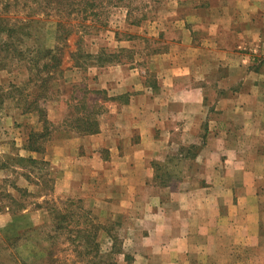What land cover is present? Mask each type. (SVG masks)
I'll return each mask as SVG.
<instances>
[{
  "label": "crops",
  "instance_id": "0c3cea01",
  "mask_svg": "<svg viewBox=\"0 0 264 264\" xmlns=\"http://www.w3.org/2000/svg\"><path fill=\"white\" fill-rule=\"evenodd\" d=\"M148 23L158 30L153 40L172 47L152 49L141 66L94 68L92 88L114 98L107 104L108 124L93 133L53 137L54 191L83 192L103 219L127 215L133 225L128 230L140 234L131 243L130 264H218L213 255L224 247L251 250L259 244L255 178L244 171L242 155L264 154V61L258 60L264 58V0H162ZM52 112L48 108L47 120L59 121ZM222 116L240 122L231 129V142ZM203 120L206 143L196 158L212 152L222 154V162L203 158L201 186L185 175L177 189L162 191L166 195L150 191L152 160L187 152L184 146L196 142ZM230 164L239 170L234 180ZM146 189L144 202L136 201ZM116 264H126L122 255Z\"/></svg>",
  "mask_w": 264,
  "mask_h": 264
},
{
  "label": "rangeland",
  "instance_id": "374dc122",
  "mask_svg": "<svg viewBox=\"0 0 264 264\" xmlns=\"http://www.w3.org/2000/svg\"><path fill=\"white\" fill-rule=\"evenodd\" d=\"M50 1L52 4L44 0H0V62L4 65L0 66V200L5 204L12 197L25 205L24 209L14 215L5 208L0 210V236H13L23 227H38L33 233L27 234L30 235V242L21 240L11 248H2L0 264L10 259L11 255L17 261L24 260L27 264L42 263L41 258L42 264H116V260L122 255L126 264H130L133 259L131 243L140 235L136 230H128L133 226L131 220H127V215L124 214L118 220L103 219L100 214L98 217L91 201L83 192L73 191L75 188L72 189V196L54 191L58 172L53 165V162L57 163V159L51 142L62 131L75 132V127L81 128V117H89L92 124L95 122L91 127L96 126L97 130L108 124L107 104L114 98L108 97L104 90L92 88L94 68L115 62L141 66V63L145 64L152 49L164 51L165 48L172 47L169 43L164 45V42L153 40V34L158 30L148 23L156 17L158 4L162 0H93L92 5L78 11V15L76 8L71 11L73 9L68 6H60L59 10H66L68 7L67 10L71 11L68 16L63 15L66 14L65 11H60V17L55 16L56 6L53 0ZM42 12H45L44 15ZM31 20L37 21L41 31L36 32L32 26H28ZM57 21L62 25V31L56 26ZM7 28L13 31L10 40L17 46L15 51L9 50L13 57L5 48ZM115 40L121 42L115 43ZM36 46L57 52L58 65L48 74L53 79L48 83L46 92L39 90L43 83L37 80L35 74L27 76L24 61L15 53L21 49L27 53ZM6 54L7 57H4ZM247 54L250 61L256 58L248 51ZM258 60L262 62L264 58L259 57ZM224 72L222 70V75ZM19 92H29L26 104L30 100H37L36 93L45 94L43 100L39 98V104L46 119L48 108L61 118L55 125L50 123L46 126L45 139L36 143L41 148L40 152L28 148L29 135L42 132L40 114L23 110L24 107L20 105L22 102H17L19 95L16 93ZM211 108L214 112L213 106ZM213 112L209 115L210 120L214 118ZM226 118L227 116H222L221 120L223 126L227 124L229 128L228 140L231 142V129L240 122ZM201 124L196 142L184 146L187 152L166 153L158 160H152L154 174L150 191L175 190L185 175L201 186L204 180L201 177L205 169L204 162L209 161V158L218 164L222 162V154L220 160L218 153L212 152L208 157L199 154V158H196L199 148L206 143L208 120H203ZM211 144L213 146V142ZM242 148L247 147L243 144ZM242 156L248 165L244 171H248L249 178H255L254 188L259 207V244L258 248L251 250L224 247L223 251H216L213 255L218 264H264V154L254 155L244 151ZM28 157L44 160L46 164L38 161L29 164L20 159ZM100 157L106 161L108 154L100 150ZM227 168L232 180L238 177L239 170L235 164H230ZM217 173L222 175V167ZM236 187L238 189L245 186ZM150 191L146 189L145 196L139 195L136 201L144 202L143 199ZM55 225L60 226L57 227V232H53ZM47 233H55L50 243L42 240ZM34 242L37 243L36 246ZM40 244L49 246L50 257L45 258ZM38 259L40 261L37 263ZM194 264L204 263L195 261Z\"/></svg>",
  "mask_w": 264,
  "mask_h": 264
},
{
  "label": "trees",
  "instance_id": "16d2710c",
  "mask_svg": "<svg viewBox=\"0 0 264 264\" xmlns=\"http://www.w3.org/2000/svg\"><path fill=\"white\" fill-rule=\"evenodd\" d=\"M46 1V3L48 4H52L50 0H44ZM48 1V2H47ZM92 1L93 0H53V4L56 6V8H54L57 12L55 13V16L60 17L59 14L61 13L60 11H65L66 14H63L65 16H68L71 11H75L74 9L76 8V15H78V11H82V9H84L86 6H91L92 5ZM60 6H68L69 8L73 9V10H59ZM45 12H42V14L44 15ZM31 20L29 23L30 25L28 26H32L34 31L39 32L41 31L39 26L37 25V21H33ZM56 26L58 27V29L60 31H62V25L59 23V21H57ZM12 28V27H11ZM11 28H7L6 30V44H5V48L8 50L7 53H10L11 56L13 57V53L9 52V50L15 51L17 46L15 45L14 42H12V40H10L12 38V30ZM10 46V48H9ZM17 55H19L21 61H24L25 65H26V72H27V76L29 77L31 74H35V77L37 78L38 81H40L41 83H43V86L39 87V90H42L44 92H46L48 83L51 81V79H53L52 76L48 75L51 72V69L53 67H56L58 65V57H57V52L53 51L51 52L48 51V48H39L38 46H36L35 49L33 50H29L27 53H25L24 49H21L17 52H15ZM9 55V54H8ZM4 57H7V54L4 55ZM15 58V55H14ZM0 66L3 67L4 65L1 64L0 62ZM32 68V69H31ZM32 71V72H31ZM29 73V75H28ZM40 83V84H41ZM25 89V88H23ZM1 90V88H0ZM19 95L17 102H22L20 105L22 107H24V111L28 112V111H36L38 114H40V120L42 123V132H35V133H31L29 135L28 138V148L31 151H35V152H40L41 148L37 147L36 143H39V141L45 139L46 136V126L49 125L50 123L55 125L56 122H51L49 120L46 119L45 114L43 109L40 107L39 104V98H41V100H43L45 97V94H37V100H30L31 102L27 103V97L30 96L29 92H26L24 94H22V92L16 93ZM4 95V94H1ZM7 95V94H6ZM3 97V96H1ZM8 97V95H7ZM18 107V106H17ZM23 111V112H24ZM81 121L82 127H75L74 130H76L75 132H78L80 134H88V133H93L96 132V126L95 128L91 127L93 126V124L95 125V122L89 121V117H81L79 119ZM89 126V128H87ZM35 145V147H34ZM21 161L25 160L27 161V163L32 164V163H37V161L41 164H46V162L44 160H35L31 157L28 158H20ZM10 202V203H9ZM9 202H4L5 204L1 203L0 206V210L2 209H7L10 210V214L14 215L19 213V210L24 209L25 205L21 204L20 202L16 201L15 199H13L12 197H9ZM57 214V213H56ZM57 227L60 228L59 225H55L53 227V232H57ZM38 227H23L20 228L13 236L10 237H3L0 236V250L3 248L6 250V248H11L16 242L23 240L24 242H30L28 240L30 239V235H27L28 233H33L35 229H37ZM78 232V231H75ZM52 234V235H51ZM54 235V236H53ZM55 237V233H47L45 236V239L42 240H46L48 241V243H50ZM36 242H34V245L36 246ZM40 250L43 251V254L45 256V258L50 257L51 256V251H49V246L40 244ZM33 255V254H32ZM34 256V255H33ZM11 259V260H10ZM10 259H8L5 262H1V264H27L24 260L21 261H17L15 258H13V256H10ZM42 259V263H43V258ZM16 260V262L14 263V261ZM35 260V259H33ZM40 261V259L37 260V263ZM42 263H38V264H42ZM33 264V263H32Z\"/></svg>",
  "mask_w": 264,
  "mask_h": 264
}]
</instances>
